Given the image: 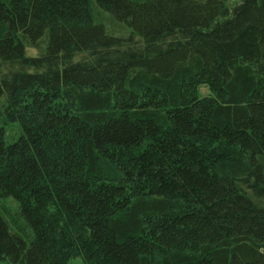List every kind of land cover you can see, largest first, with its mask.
Listing matches in <instances>:
<instances>
[{
	"label": "trees",
	"instance_id": "trees-1",
	"mask_svg": "<svg viewBox=\"0 0 264 264\" xmlns=\"http://www.w3.org/2000/svg\"><path fill=\"white\" fill-rule=\"evenodd\" d=\"M3 197L1 264H264V0H0Z\"/></svg>",
	"mask_w": 264,
	"mask_h": 264
},
{
	"label": "rangeland",
	"instance_id": "rangeland-1",
	"mask_svg": "<svg viewBox=\"0 0 264 264\" xmlns=\"http://www.w3.org/2000/svg\"><path fill=\"white\" fill-rule=\"evenodd\" d=\"M238 2L239 0H227V4L229 7L234 6ZM25 53L28 55H34L36 51L33 48H27ZM198 92L200 96L206 95L208 93V89L205 85H201L198 88ZM0 211L6 217L7 221L9 222V226L13 230L17 231L19 230L18 228H21L27 232L29 231L24 218L19 213L18 203L14 199L9 197L0 198ZM54 212L55 209L50 207L47 212L48 216L53 214ZM68 264H89V263L85 261L81 253H79L78 250H76L70 255L68 259Z\"/></svg>",
	"mask_w": 264,
	"mask_h": 264
}]
</instances>
